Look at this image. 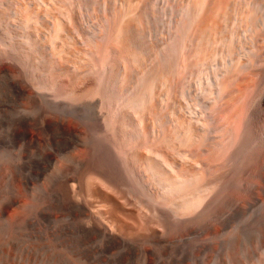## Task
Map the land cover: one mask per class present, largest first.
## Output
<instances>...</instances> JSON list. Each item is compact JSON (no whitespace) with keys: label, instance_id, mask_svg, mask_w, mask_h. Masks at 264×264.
Instances as JSON below:
<instances>
[{"label":"bare ground","instance_id":"bare-ground-1","mask_svg":"<svg viewBox=\"0 0 264 264\" xmlns=\"http://www.w3.org/2000/svg\"><path fill=\"white\" fill-rule=\"evenodd\" d=\"M35 1L37 7L47 4ZM51 1L65 10L64 28L62 12L63 18L59 15L53 23L47 19L50 13L33 11L26 0H0V88L7 99L15 92L41 110L38 117L18 124L19 133L30 137L43 133L50 143L45 153L48 183L32 186L28 174H16L15 131L10 103L5 104L0 121V264H264V248L251 260L256 242H264V207L257 223L222 238L228 208L240 215L264 192V149L246 163L239 182L235 170H223L234 151L231 142L225 147V134H219L222 127L208 130L203 114L192 110L199 116L191 115L174 98L182 93L173 84V68L179 48L191 49L192 33L179 46H161L154 53L148 40L153 34L140 29L143 23L154 25L157 18L148 4L139 13L130 11L134 18L142 16L136 24L125 23L128 12L116 9V0ZM191 3L173 9L185 24L198 13ZM247 3L249 17L260 12L250 18L249 28L254 32L252 26L257 25L264 36V0ZM92 10L104 15L102 27L97 24L101 32L89 34L90 47L85 50L89 61L66 58L59 34L77 37L82 18ZM31 20L44 31L30 28ZM254 58L256 73L263 77L264 51ZM178 70L180 74L184 68ZM60 76L74 79L80 87L38 88L41 81L36 77L47 84ZM162 86L172 103H161L156 89ZM246 117L254 133L264 128V98L248 109ZM254 175L262 182L259 186H254Z\"/></svg>","mask_w":264,"mask_h":264},{"label":"rangeland","instance_id":"rangeland-1","mask_svg":"<svg viewBox=\"0 0 264 264\" xmlns=\"http://www.w3.org/2000/svg\"><path fill=\"white\" fill-rule=\"evenodd\" d=\"M44 1H47L46 2L47 4L43 6L38 5L40 7H37L35 0H26V2H30L29 7L33 11L34 9L37 8L36 12L40 13L45 11L47 13H50L47 19L54 21L53 23H55L57 19H59V15L63 18L62 14L65 13V10L60 8L58 3H52L51 0H44ZM116 2H117L115 3L116 9L117 7L120 6L119 9L126 8V11L128 12L125 19L123 18L125 23L132 21L136 24H139V22H142L141 15L140 17L139 15H136V17L138 18H134L132 15H130L131 14L130 11L132 10V12L136 11L137 13H139L142 9L141 7H143L145 4H148V6L151 7V10L153 8L152 10L153 12L154 10L156 12V10L158 9L157 10L158 13L154 12V14H156L157 16V18L154 20L155 22L154 25L153 23L147 25L143 23L142 26L140 25V29L142 28L145 31H150L153 34L151 35L152 37L149 36L148 40H150L149 44L152 46V50L153 51L157 50L154 53H157L161 46H165V47L168 46V48L172 46L174 48L177 45L179 46L181 42H186L185 38L188 37L190 33H192L194 38L191 49L187 46H184L183 48L182 47L179 48L177 54L178 58L176 60V62L178 63L175 62L173 68V71L175 70L176 72L179 71L178 67L179 69L184 68V70L180 71L181 72L180 74L174 71V75H172L171 77L172 80H175L173 84L176 85L178 90L180 89L182 93L181 95L176 93L174 98L177 101L176 102L177 105H179V107L188 109L191 115L199 114L202 117L203 114L205 119H203L204 117H202V122L203 123L206 122V128H208V130H210L209 128L211 127H212V131L215 129L214 127L219 129L222 127L220 129L221 133H219V130L216 133H219L221 135L223 132L222 135L225 134V138H224L225 140L224 145L226 144L225 147L228 148L231 147L232 145V149L234 151V156L232 157L231 161H228L229 162L228 166L226 165L227 163L223 164V170L226 171L228 168L235 170L234 172L236 173L234 174H237L235 175V177L238 178L239 182H241L242 176L244 175V169L246 163L259 151L264 149V137H263L264 128H259L258 132L254 133L251 129L252 128L251 125L249 126L246 123V118H247L246 114L248 109L255 106V103H257L259 100L264 98V76L259 77L257 75L256 69L258 67V64L256 62V58H254L257 57V55L263 53L264 51V39H263L264 36H261L262 29H260L257 25L252 26L254 27L253 29H256L254 30V32H252L253 31L252 28H249V25L251 23L250 20L257 18V15H259L260 12L257 15H252L253 17L252 16L249 17L250 12L246 0H116ZM191 2H193V4ZM186 3H191L193 6L197 8V12H198L194 15L192 21L194 22L195 20V22L194 23L191 22V24H185L182 19L179 20L180 13L176 15L175 11L173 10V9H177V7H181ZM51 15L52 17H50ZM88 15L92 18L88 17ZM101 15L104 14L99 13L97 10L94 11L92 10L90 14L85 15V17H83L85 20L82 18V23L84 22V24H79L80 25L79 27L82 28V30H80L81 32L78 34L80 36L77 35V37L75 38H64L63 33L59 34L58 40L61 43L60 45L63 49V54L66 53L65 56L66 58H71L73 60L78 59L77 61L80 62L82 61L85 63L89 61L88 55L85 53V50L90 47V42L88 43L87 41H90L89 34L91 32L92 33L95 31L96 33L101 32L97 29V27L99 29H102L100 28V26L102 27V21H103ZM63 20H64L63 21L64 24L61 25L64 28L65 26L68 25L66 24V20H67L66 14H64ZM99 21H101V23ZM177 21L178 23H176ZM93 22L94 24H92ZM30 23H31L29 26L30 28L32 27L35 28L37 32L44 31L40 26L39 22H36L35 20L34 21L31 20ZM257 23L260 24L259 22H256V24ZM97 24H99L100 26H98ZM84 26L87 29H85ZM76 27H78V25ZM151 27H154L152 28L153 30L151 29ZM25 28L27 29V27ZM84 39H86V41ZM151 41L154 42L155 46L152 45ZM81 42L82 43L86 42L85 45L86 44L89 45L85 46ZM64 46L66 48H64ZM168 48L164 49V51L166 50L168 51ZM227 54H229L228 56L232 58H229ZM182 57H185V59L188 60H185ZM83 58L87 60H82ZM181 58L184 59L183 60L185 62L184 64H186L183 65L184 67L182 66L183 61ZM60 59L63 60V58ZM171 59H170V63L173 62L174 58ZM229 62L233 63L232 67L231 65L229 66ZM223 65L226 66L223 67ZM230 68L232 69L234 68L233 69L234 71H232ZM224 70L227 72V75L223 76L222 74H225ZM230 72L232 74H229ZM175 74L177 76H175ZM173 76L177 78L175 79L173 78ZM164 79H167V77H165ZM36 80L38 83L39 81H41V84L39 83L38 88L41 89V86H43L42 87L43 90L46 87L47 89L45 91L70 90L72 88L78 89L80 87L79 85L73 83L74 79L72 78L69 79L66 76H60L56 81H52L54 82L55 85H52V82L46 84L39 77H36ZM216 80L218 81V83L219 82L221 83L216 84L217 83ZM180 87L183 88L184 91L181 90ZM0 91H1L0 121L4 118L5 104L8 102L10 103V108L8 109L10 111V122L15 131L12 139V149H14L13 151L15 153L16 174L18 173V171L21 172L23 171L26 174H28L32 186H38L40 184L46 186V183H48L47 173H48L49 162L47 158H45V153L48 152V150L50 149V143H48L45 138L46 135L40 133L37 134L36 137H30V136H26L25 134L19 133L18 131L19 128L18 124L23 119L38 117L41 110L36 105L30 104L26 100L19 97L15 92L10 93V97H9L10 99H7V95L4 89L0 88ZM157 92H159V98L160 101L162 100L161 102L162 104H164L165 102L166 105L169 104V102L172 103L171 102L172 97L166 91L165 86L156 89V93ZM188 94H190V96ZM162 96L165 99H162L163 98ZM187 102L189 103V105L186 104ZM48 108L49 110H52L55 113L61 112L57 108H52V107L51 108L48 107ZM192 110L196 111L198 114L196 112L193 113ZM205 110H206V114H205ZM210 116L214 118H211ZM176 120L179 121V118ZM208 125L210 127H208ZM2 128H3L2 125H0V132H3ZM230 130L233 131L235 134H233ZM231 136L234 137L231 138ZM235 136L238 137L236 138ZM230 142L231 145H229ZM245 143L247 145H245ZM237 147H239L238 150H236ZM248 156H250V158ZM41 164L43 166H41ZM254 176L255 178L252 177L253 182L256 183L254 184V186H259L260 184H262L259 176L258 175L257 176L254 175ZM15 186H19L17 179L15 182ZM238 187H243V186H238ZM263 195L264 192L261 194V197L258 198L259 200L257 199L258 202L255 200V202H253L252 204L247 203L248 205L246 204V202H244V204H246L247 206V209L240 215L235 216V213L232 212L234 211L232 210V207L228 208L229 210H227L226 214L223 216V225H224L223 230L225 231L222 234V238H224V240L228 238L231 235V233L234 231L241 232L243 225H247L251 222L255 223V221L257 223L256 218L259 214V211L262 209L261 207H264V205L261 206V204L264 203ZM256 244L258 247H255V252L251 255L252 257L251 260H253V258L256 255L257 256L260 255L261 249L264 248L263 241L256 242Z\"/></svg>","mask_w":264,"mask_h":264}]
</instances>
